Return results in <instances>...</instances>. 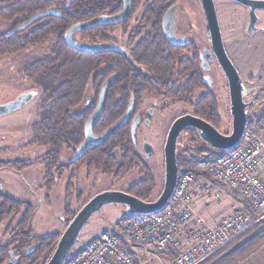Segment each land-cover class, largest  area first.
Listing matches in <instances>:
<instances>
[{"label":"trees","instance_id":"obj_1","mask_svg":"<svg viewBox=\"0 0 264 264\" xmlns=\"http://www.w3.org/2000/svg\"><path fill=\"white\" fill-rule=\"evenodd\" d=\"M149 1L142 14V21L145 25L154 27L158 25L159 17L154 14L156 0ZM121 4L122 0H0V20L11 22L10 28L0 33V55L37 46L52 36L46 52L25 61L20 72L23 78L33 83L39 94L37 118L31 124L28 143L48 147L38 161L43 167L41 184L46 193L45 201L49 202V194L57 180L68 173L63 196V228L90 197L85 196L76 186V177L82 167L88 172L93 170L114 180H121L129 172L138 170L140 179L125 191L143 200L155 199L152 198L156 187L152 171L135 150L132 119L125 121L101 142L87 146L74 158L76 149L84 139V124L95 107L103 83L110 75H114V79L108 88L103 111L93 126L94 134H101L121 118L130 101L135 105L134 115L147 116V113L140 110V106L143 94L148 93L189 106L193 115L218 130L221 128L219 100L206 87L201 77L195 50L190 59H182L177 50L170 49L167 55L161 50L163 43L160 41V31H148L138 41L130 53L133 63L120 51L84 52L67 44L64 33L70 25L102 13L117 11ZM48 9H53V12L18 29L33 15ZM118 26L120 25H100L83 29L75 33L73 38L108 42L111 40L109 30ZM127 26V23L125 26L122 24L124 33ZM136 66L142 67L143 72ZM187 75L184 84H175V80ZM88 87L95 94L94 104L77 111L76 107L83 101ZM198 88L205 91L198 99L193 100L194 91ZM263 96L264 86L251 95V101ZM228 132L226 130L223 133ZM183 133L187 136L186 145L178 139L176 143L178 173L182 169H191L197 175L210 178L205 172L195 169L196 160L214 159L233 147L226 150L212 148L199 137L198 131L193 127H186ZM64 150L71 154L65 162L61 159ZM8 162L0 160V166H7ZM30 165V162L17 160L12 161L10 166L21 170ZM73 198L78 205H72ZM171 199L168 205H171ZM33 213V204L0 190V225L18 215L11 229V239L0 246V264H5L10 259L11 252L18 258L16 264H45L49 259L62 230L35 235L31 228ZM263 242L264 225L259 223L200 264H235Z\"/></svg>","mask_w":264,"mask_h":264},{"label":"rangeland","instance_id":"obj_2","mask_svg":"<svg viewBox=\"0 0 264 264\" xmlns=\"http://www.w3.org/2000/svg\"><path fill=\"white\" fill-rule=\"evenodd\" d=\"M187 1L189 9L185 13L186 25H191V31L186 32L190 33L192 40L196 43L203 39L201 44H199L210 48L205 31H199L203 21L202 14H200V6L197 0ZM228 1L234 7H230L226 2H217L216 0L218 19L222 30V41L238 74L242 76L246 83L255 87L254 93L257 89L264 86V31H256L254 33L240 31L241 13L245 15L246 9L243 10L242 6L234 1ZM259 13L261 18L258 24L264 26V11ZM10 26L11 22L0 20V33L6 32ZM227 27H232L236 30L232 31L233 29H231V31H228ZM203 33L204 38L202 37ZM119 34L120 31L118 36H120ZM118 36L117 38H119ZM51 40L52 36L37 46L27 47L12 54L0 55V105L12 102L21 91H26L33 87V83L30 80L23 78L20 68L25 61L43 55ZM209 64L210 69L204 72L212 77V90L219 98L222 115L220 131H230L231 117L227 82L220 75V72L217 71L218 68L214 62L212 61ZM249 75H253V81L251 82L246 79ZM203 93V90L196 91L193 99H197ZM38 97L39 94H36L25 105L0 115V160L12 161L18 159L23 162H30L32 165L21 170L10 166L12 162H8L7 166H0V186L14 198L33 204L34 213L31 228L35 235H45L63 230V223L61 222L64 206L63 189L68 173H64L53 186L49 194V202L45 201L46 193L41 184L43 167L38 161L40 156L48 150V147L34 146L28 143L31 124L37 118ZM147 101L148 99L146 98L144 102ZM256 101L250 111H253L255 115L260 116L262 121H264V96L256 99ZM154 106L152 113L149 114L147 119L139 122L134 137L136 151L141 157L144 155V142H149L155 148L154 153L149 158L143 157L145 163L150 167L156 182L152 198L158 196L163 186V146L169 126L180 111L188 110V107L182 103L172 101H168L165 104L166 107L161 110L156 105ZM177 139L182 141L183 145H186L187 136L183 132H180ZM68 156H71L70 152L64 150L61 159L65 162ZM140 177L138 170H134L129 172L123 179L114 180L110 176L101 175L93 170L88 172L86 168L82 167L78 171L77 184L79 189L87 190L85 193L92 196L99 191L107 189L125 191L129 185L136 182ZM71 203L73 206L78 205L74 198ZM124 216L125 211L120 205H104L85 224L70 253L94 239L93 237L102 230L116 231ZM17 219L18 215H14L12 220L9 218L0 225V246L5 245L11 239V229ZM13 255L14 252H12L10 259L5 264H11L14 261Z\"/></svg>","mask_w":264,"mask_h":264},{"label":"built area","instance_id":"obj_3","mask_svg":"<svg viewBox=\"0 0 264 264\" xmlns=\"http://www.w3.org/2000/svg\"><path fill=\"white\" fill-rule=\"evenodd\" d=\"M241 93L248 100L255 89L241 81ZM246 107V126L236 145L214 159H197L195 169L209 179L199 180L195 170L182 169L177 176L171 205L149 214H127L117 230L105 229L68 254L62 264H138L126 243L145 249L175 254L168 264H200L223 249L254 225H264V121ZM242 195L250 211L234 206L216 226L209 227L193 210L200 195L219 198L218 185ZM251 212H255L253 216ZM195 220L197 226L190 224Z\"/></svg>","mask_w":264,"mask_h":264},{"label":"water","instance_id":"obj_4","mask_svg":"<svg viewBox=\"0 0 264 264\" xmlns=\"http://www.w3.org/2000/svg\"><path fill=\"white\" fill-rule=\"evenodd\" d=\"M239 1L243 5L248 6L250 8V12L252 13L257 9H264V0ZM202 5L208 23L211 48L227 81L229 111L231 117L230 131L228 133H223L207 121L196 117L191 113H186L175 118L168 129L163 147L164 178L163 186L158 196L152 200H143L122 190L107 189L97 192L80 206L74 216L70 219L69 223L63 228L55 248L45 264H62L70 253L71 248L78 240L85 224L88 222L90 217L95 212L100 211L104 205H122L124 207L125 213L127 214H149L167 206L169 200L172 197L178 176V167L176 165V141L179 133L184 128H195L198 131L199 137L212 148L217 150L231 149L239 141L246 126V107L251 103V97L248 100H244L242 97L240 86L241 77L224 48L213 0H202ZM130 10L131 0H122L121 10L112 15L102 13L90 19L75 22L66 29L64 33L65 41L71 47L84 52L97 53L118 49V45L108 42L76 41L73 39V34L77 31L95 26L117 24L127 18ZM52 12L53 9H48L46 11L36 13L25 23H23V25L19 26L18 29L25 28L39 17L51 14ZM256 20L257 18H251L249 23H252L253 27H248L246 33L256 32ZM111 81L112 77L107 79L100 89L96 108L84 124V139L77 149V155L83 152L86 146L101 142L111 132L118 128L128 116V113H125L120 119L115 121L101 134L93 133V125L99 119L102 113L108 87ZM30 98L31 95H19L12 102L0 105V115L11 112L16 108L25 105L30 100ZM146 147L149 150H146ZM143 149L146 156L153 153L154 151V147L149 142L143 143Z\"/></svg>","mask_w":264,"mask_h":264},{"label":"flooded vegetation","instance_id":"obj_5","mask_svg":"<svg viewBox=\"0 0 264 264\" xmlns=\"http://www.w3.org/2000/svg\"><path fill=\"white\" fill-rule=\"evenodd\" d=\"M218 1L219 2H226L230 7H234L233 4H230V2L228 0H217V2ZM231 1H234V2H236L238 4H240L242 6L243 10L246 9L245 10V15H244V13H243V15L241 13V17H240L241 18L240 31H247L248 27L249 28L253 27V24L249 23L251 18L252 19L257 18L256 23H255V29H256L255 31H264V30H262L264 26H260L258 24L259 21H260V18H261V15H260L259 12L260 11H264V9H257L255 11H253V13H252V12H250V8L248 6L243 5L239 0H231ZM149 2H150L149 0H131V10H130V13L127 16V18L125 20L117 23V24H109V25H120V26H118L114 30H109V31H111V32H109L111 40L108 41V43H112V44L118 45L119 46L118 49H114V50L124 53V55L128 59V61H131L133 63L132 58L130 57V53H131V50L135 47V45L138 43V41L148 31H160L161 32V36H162L160 41H162V43H163L161 45V50L164 53H166L167 55L169 54L170 49L172 51L173 50H177L179 52V56L182 59H190L192 57V51L193 50L196 51L197 57H198V62H199V67H200V71H201V77H202L204 83L206 84V87L209 90H211L217 96V94L212 90V85H211L212 84V80H213L212 77L207 75L204 71H208L210 69V64L209 63L213 61L214 64L216 65V67L218 68L217 71L220 72V75H222V77H224V78H225V76H224V74H223V72H222V70H221V68H220V66H219V64H218V62L216 60V57H215V55H214V53L212 51V48H211L209 28H208V23H207L205 12H204L203 5H202V0H197L198 4L200 6L199 7L200 8V14H202L201 16L203 18V21H202V24L200 25L199 31H205V34L207 35L206 39L209 41L210 48H206V47H203L202 45H200L203 39L201 41H199L198 43H196L194 40H192V36H190V33L186 32V31H191V25H189V24L186 25V21L187 20H186V14L185 13H186V10L189 9V6L187 4V2H188L187 0H156L155 13L154 14L156 16H159V17L157 19L158 25H156L154 27H149V26L145 25L143 23V21H142V14L145 11V9L147 8V5H148ZM213 4H214V8H215L218 24H219V29H220V32H221L222 30L220 28L221 26H220V22H219V19H218L216 0H213ZM121 8H122V4H121L120 9H118L117 11L109 12V13H105V14L112 15V14L118 12L119 10H121ZM126 23H127L128 26L126 28V32L124 33L123 32L124 28L122 27V24H123V26H125ZM231 29H233L232 31L236 30V29H234L232 27H227L228 31H231ZM119 31H120V34H119L120 36H118V32ZM182 31H185V32H182ZM78 32L79 31H77L75 33H78ZM117 36L119 38H117ZM202 37L204 38V33H203ZM75 40L76 41H80V42H91V41H85V40H79V39H75ZM109 51H113V50H109ZM136 68L139 69V71L143 72L142 67L136 66ZM252 76L253 75L247 76V78H246L247 81H248L249 78H251L252 79L251 81H253V77ZM110 77H112V80L114 79V75H110ZM110 77H108L107 79H109ZM187 78H188V75H187V77L184 76V77L178 78L177 80H175V84L176 85H182V84H184L186 82ZM225 80H226V78H225ZM241 81H245V80L243 78H241ZM251 81H248V82H251ZM111 82H110V84H111ZM198 90L205 91V89L198 88V89H196L194 91L193 97L195 95V92L198 91ZM227 90H228V87H227ZM36 94H38V89L35 88V87H31V88H29L26 91H21V93L19 95H23V96L31 95L30 99H32L33 97H35ZM151 97H153V98H151ZM98 98H99V94L97 95V101L95 102V107H94L93 111L96 108V105H97V102H98ZM131 98H132V96H131ZM131 98H130V100H133ZM146 98L148 99V101L144 102V100ZM94 99H95V94L93 93L91 88L88 87L86 92H85V94H84L83 101L81 102V104H79L76 107V110L79 111L81 109H84V108H87V107L91 106L92 104H94ZM105 100H106V98H105ZM193 100H196V99H193ZM218 100H219V98H218ZM169 101H172V100H169ZM167 102H168V100H165L162 97L155 96V95L150 94V93L143 94V96H142V104L140 106V110L145 112V113H147V116L143 117L141 114L134 115L135 105H134V103L132 101H130V103L126 107V110H125L124 114L128 113V116H127L125 121H127L129 119H132L131 128H132V133H133L132 134L133 142H134L135 132H136V129H137V126H138L139 122L141 120H146L147 119L149 114L152 113V111H153V109L155 107L154 105H156L161 110L164 107H166L165 104ZM172 102H177V101H172ZM104 104H105V102H104ZM159 104H160V106H159ZM186 107H188V110L180 111V113H178L175 118H177L178 116L184 115L186 113H191V108L189 106H186ZM162 111H164V110H162ZM91 113H90V115H91ZM183 130L181 132H183ZM176 143H177V141H176ZM34 146H36V145H34ZM134 146H135V142H134ZM77 149H76L74 158L80 155V154L77 155ZM135 150H136V146H135ZM146 150H149V149L146 147ZM154 151H155V148H154ZM154 151H153V153H154ZM153 153H151L148 156H146L145 153H144V149H143V154L144 155H142V156L143 157L145 156L146 158L147 157L149 158ZM69 158L70 157L68 156L67 160ZM17 160L18 159L12 160V161H17ZM12 161H9V162H12ZM30 166H32V165H30ZM77 177H78V174H77ZM77 177H76V181L75 182H76V186L78 187ZM65 184H66V182H65ZM65 186L66 185H64V189H65ZM1 189L2 188L0 186V190ZM64 189H63V193H64ZM82 191L84 192L85 196H89L88 194L85 193L87 190L84 189ZM32 219H33V217H32ZM38 236H41V235H38ZM11 254H12V252L10 253V255ZM17 262H18V258L14 256V261L11 264H16Z\"/></svg>","mask_w":264,"mask_h":264},{"label":"crops","instance_id":"obj_6","mask_svg":"<svg viewBox=\"0 0 264 264\" xmlns=\"http://www.w3.org/2000/svg\"><path fill=\"white\" fill-rule=\"evenodd\" d=\"M240 77L242 78V76ZM198 179L209 178L200 175ZM218 188L221 191L219 198L200 195L192 203L194 212L201 216L209 227L216 226L223 217L232 212L234 206L242 207L244 210L249 211L248 203L242 195L221 184L218 185ZM251 213L256 216L255 212ZM195 222L192 219L190 224L197 226ZM126 246L138 264H168L175 254L171 247L159 251L157 249H145L140 245L128 242ZM235 264H264V242Z\"/></svg>","mask_w":264,"mask_h":264}]
</instances>
